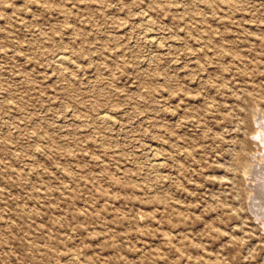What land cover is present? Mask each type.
I'll return each instance as SVG.
<instances>
[{"label":"rangeland","instance_id":"1","mask_svg":"<svg viewBox=\"0 0 264 264\" xmlns=\"http://www.w3.org/2000/svg\"><path fill=\"white\" fill-rule=\"evenodd\" d=\"M263 141L264 0H0V264H264Z\"/></svg>","mask_w":264,"mask_h":264},{"label":"bare ground","instance_id":"2","mask_svg":"<svg viewBox=\"0 0 264 264\" xmlns=\"http://www.w3.org/2000/svg\"><path fill=\"white\" fill-rule=\"evenodd\" d=\"M57 62L59 63V64H61V65H67V64H69V59H67L66 57H64V56H59L57 59ZM60 67V66H59ZM100 119L102 120V121H109L110 119H109V117L107 116V115H102L101 117H100ZM262 138V137H261ZM264 142V141H263ZM259 165V164H258ZM259 169H264V165H259V166H257V168L254 170V177H255V179H256V181H258L259 182V184L257 185V186H261L263 189H264V181H263V179H262V175H261V173H259L258 171H259ZM255 181V180H254ZM255 181V182H256ZM256 188V187H255ZM259 189V188H258ZM260 191V190H259ZM260 201V200H259ZM263 201H264V194H263ZM257 205V204H256ZM257 207V206H256ZM261 208V207H260ZM261 210V209H260Z\"/></svg>","mask_w":264,"mask_h":264}]
</instances>
